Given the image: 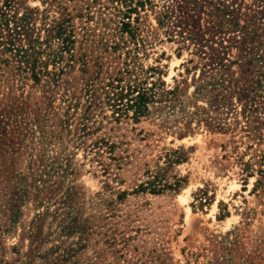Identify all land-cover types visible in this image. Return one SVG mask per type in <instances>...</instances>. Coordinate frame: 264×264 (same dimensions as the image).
<instances>
[{
  "label": "rangeland",
  "instance_id": "rangeland-1",
  "mask_svg": "<svg viewBox=\"0 0 264 264\" xmlns=\"http://www.w3.org/2000/svg\"><path fill=\"white\" fill-rule=\"evenodd\" d=\"M5 1L8 18L33 19L41 75L0 45V264H264V0H205L173 17L221 27L223 83L199 79L186 27H160L171 0L146 4L136 65L159 71L140 117L113 108L106 86L134 48L128 0Z\"/></svg>",
  "mask_w": 264,
  "mask_h": 264
},
{
  "label": "trees",
  "instance_id": "trees-1",
  "mask_svg": "<svg viewBox=\"0 0 264 264\" xmlns=\"http://www.w3.org/2000/svg\"><path fill=\"white\" fill-rule=\"evenodd\" d=\"M128 1L129 4L126 5V10L121 13L123 18L121 31L123 34L129 36L130 41H128L134 45V48H130L126 51V60L123 63V67L119 68L117 72H112V79L106 86L109 87L108 101L113 102L111 103L113 108L122 110V108L126 106L129 110H135V115L140 117L146 113V110H150V105L156 102L157 97L156 85L158 84V80L156 82H152L150 87L147 86V81L149 79L148 75L157 74L159 69L151 67L144 70L142 67L140 68V66L137 67L136 65L142 47V42H144L143 37L140 36V33H138L140 12H142L146 4L152 3V0ZM134 1H136L135 4ZM9 2L10 0H6L4 2V7L6 9ZM202 2H205V0H171L170 5H164L162 7L163 12H161L158 18V23L160 27H167L170 29V34H174L171 27L175 26V24L177 27H180V25L184 26V28L186 27L187 31H182L179 35L184 40L190 39L191 42L197 46L196 52L200 55L201 61H203V69L199 79L204 81V79L206 80L207 78L206 76H209L214 78V81H216L214 77V73H216V75L219 76L220 81L222 80L223 83L225 76L232 75L231 66L233 62L229 58L230 48L217 42V37L221 27L213 24L210 27H206L204 31H196V28L193 29L183 22L175 23L173 21L174 15L177 17L181 14V11L184 10L185 7L191 10H198L201 7ZM133 14L136 15V18L132 21L131 17ZM16 16L17 15H14L8 18V13L6 14V12L0 8V28H2L0 29V31H2L0 32V45L3 46V50L13 54L12 58L15 63H18L19 68L21 69L23 66L24 69H27V71H25L31 75V78L34 81L37 82L39 81L41 72L37 67L39 64L37 60V54H39L37 51L38 39L36 40V38H34L33 29L29 26L33 19L28 15L22 16L21 18H17ZM209 16L214 18L213 14H210ZM63 34L64 33L62 32H58V34H56L58 36L57 38L60 39V36ZM73 43L74 42L71 41V44ZM62 47V50L59 52L72 51V48L70 47ZM123 48H129L127 43L124 44ZM71 57L75 58V55L72 54ZM123 82H126L125 86L122 85ZM245 86L246 85L243 84L242 87L235 90L242 99L247 98V89H245ZM201 88H205V86H201ZM198 91L199 94L202 95L203 93L205 96H207L210 92L206 88L202 91ZM136 93L137 95L133 97ZM124 100H127L126 105H123ZM212 103L211 106L216 108H219L218 104H226L223 98L220 99L219 103L217 100H213ZM180 161L181 159L179 158L176 160V162ZM174 188H177V186H170V189Z\"/></svg>",
  "mask_w": 264,
  "mask_h": 264
}]
</instances>
